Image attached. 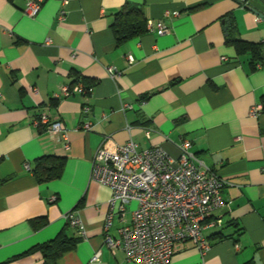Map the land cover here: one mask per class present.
<instances>
[{
	"label": "crops",
	"instance_id": "crops-1",
	"mask_svg": "<svg viewBox=\"0 0 264 264\" xmlns=\"http://www.w3.org/2000/svg\"><path fill=\"white\" fill-rule=\"evenodd\" d=\"M126 3L142 7L145 32L117 43L114 15ZM23 8L24 0H0V264H41L39 253H25L62 230L77 242L56 264H132L104 244L111 191L90 179L97 149L129 139L174 160L189 140L225 182L211 217L222 225L204 230L209 248L186 242L169 264H264V113L250 115L264 96V67L227 42L264 48V18L248 9L264 14V0H45L35 17ZM149 21L167 32L149 31ZM41 114L64 125L67 148L34 124ZM42 156L64 158L60 178L36 181ZM134 208L115 212L110 236ZM70 212L83 234L68 224Z\"/></svg>",
	"mask_w": 264,
	"mask_h": 264
},
{
	"label": "built area",
	"instance_id": "built-area-1",
	"mask_svg": "<svg viewBox=\"0 0 264 264\" xmlns=\"http://www.w3.org/2000/svg\"><path fill=\"white\" fill-rule=\"evenodd\" d=\"M44 1L24 0L23 12L29 17L37 16ZM236 1L249 7L254 0ZM64 14V11L60 13L61 19ZM259 20L256 17V21ZM147 29H155L158 35L167 32L163 21L155 25L149 21ZM107 72L111 78L116 76L111 68ZM76 89L89 91L83 88L80 79H77ZM70 93L69 87L61 89L62 96ZM261 111L262 105L257 104L250 109V115L257 117ZM34 124L59 137L67 148L66 130L61 122H51L41 114ZM82 128L89 131L90 124L85 123ZM191 147L189 140L181 141L176 160L158 148L139 150L131 139L113 148L97 149L90 179L111 191L103 223L104 244L111 251H122L128 263L169 264L178 247L186 242L204 252L210 246L204 236L205 228L221 227V221L211 217L223 205L221 192L225 182L195 157ZM132 203L135 208L131 211L130 223L118 229L117 237L110 236L115 212L123 215ZM65 218L71 227L83 234L82 223L72 212ZM98 258L99 252L94 254L92 261Z\"/></svg>",
	"mask_w": 264,
	"mask_h": 264
},
{
	"label": "trees",
	"instance_id": "trees-1",
	"mask_svg": "<svg viewBox=\"0 0 264 264\" xmlns=\"http://www.w3.org/2000/svg\"><path fill=\"white\" fill-rule=\"evenodd\" d=\"M112 29L117 43H122L145 32L143 9L139 5L126 3L114 15ZM227 42L234 45L239 55L250 54L251 64L264 67V48L261 45L248 43L235 37L227 38ZM77 81V80H76ZM75 81V82H76ZM74 82V83H75ZM89 90V85H84ZM261 113H264V96L261 97ZM64 168V158L56 156H42L36 160L32 174L38 183H48L60 178ZM42 222H35V226ZM222 238V237H220ZM77 239L69 237L66 231H60L52 240L36 245L25 254L39 253L41 264H56L57 260L67 251L75 248ZM244 264H254L248 261Z\"/></svg>",
	"mask_w": 264,
	"mask_h": 264
},
{
	"label": "water",
	"instance_id": "water-1",
	"mask_svg": "<svg viewBox=\"0 0 264 264\" xmlns=\"http://www.w3.org/2000/svg\"><path fill=\"white\" fill-rule=\"evenodd\" d=\"M250 11H252L253 13H255L257 16H259L260 18H264V14H261V13H259V12H257V11H255L254 9H252V8H248ZM226 28L224 27V30H225Z\"/></svg>",
	"mask_w": 264,
	"mask_h": 264
}]
</instances>
